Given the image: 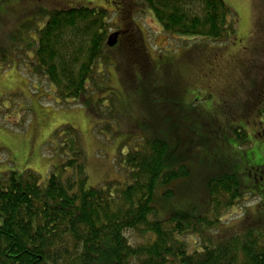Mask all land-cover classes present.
<instances>
[{
  "label": "trees",
  "instance_id": "trees-1",
  "mask_svg": "<svg viewBox=\"0 0 264 264\" xmlns=\"http://www.w3.org/2000/svg\"><path fill=\"white\" fill-rule=\"evenodd\" d=\"M141 1L162 33L178 38L186 47L198 41V46L206 44L202 40L222 47L237 37L240 18L224 0ZM40 14L46 20L42 27L34 20L24 25L35 32L27 42L34 61L29 71L46 80L59 101L82 103L88 109L94 106L92 85L95 91H112L104 98L110 96L116 102L102 98L97 102L105 107L109 101L124 125L132 127L121 113L123 100L102 84L111 68L124 62V69L133 72L136 90L127 84L128 90L121 88L143 107L144 118L135 121V126L141 129L140 135L153 134H145L141 145L136 139H123L130 142L124 143L129 150L120 153L116 162L123 181L89 187L79 129L68 124L57 127L48 152H54L60 164L47 167L46 183L29 169L0 176V264H264V166H251L249 150L255 153L257 145L241 120L228 128L229 135L220 134L221 139L212 144L221 124L216 118L203 121L209 124L207 134H200L199 123L182 110L177 84L166 75L152 78L146 73L151 63L143 49L131 42L117 60L109 56L110 14L106 8L69 7ZM117 45L122 46L119 40ZM249 86L253 94L258 83L251 79ZM257 103L260 115L264 102ZM200 111L191 109L190 114L199 118ZM103 119L101 115L96 126L109 129L110 123ZM261 128L259 136L264 140ZM205 138L207 146L202 142ZM211 144H226L231 152L212 149ZM190 146L205 152L201 172H206L204 177L208 174L207 198L202 205H183L182 193L174 188L184 180L191 183ZM240 154L245 158L240 159ZM226 156L241 164L232 169ZM250 168L254 182L247 180ZM259 177L261 182L255 184ZM249 197H258L260 204L244 211L237 225L223 226L226 216Z\"/></svg>",
  "mask_w": 264,
  "mask_h": 264
},
{
  "label": "rangeland",
  "instance_id": "rangeland-1",
  "mask_svg": "<svg viewBox=\"0 0 264 264\" xmlns=\"http://www.w3.org/2000/svg\"><path fill=\"white\" fill-rule=\"evenodd\" d=\"M224 1L240 18L236 39L222 47L206 40H202L206 44H200L201 46H198V41L186 47L187 44L178 38L162 33V27L141 0H0V176L10 172L22 173L29 169L38 173L43 183H46L49 172L47 167L60 164L57 155L48 152V145L52 144L48 142L52 140V133L57 127L68 124L80 131L85 147L88 186L102 185L109 180L121 182L123 171L116 165L118 155L128 152L127 145L131 139H136L137 144L141 145L145 134H153L151 131L140 135L141 129L139 128V131L136 127L138 125L135 126V121L139 122L144 118L143 107L133 95H125L124 90H128L125 84L132 90L136 88L133 87V72L127 67L124 69V62L118 63L116 68L112 67L107 82L102 84L113 88L114 94L123 100L120 105L121 113L132 127L124 125L115 112L116 106L110 104L109 101L116 102L115 98H104L108 93H113L112 91H95L92 85L90 95L94 106L88 109L82 103L59 101L52 94L48 82L29 71L30 63L34 61L31 51L27 49V42L35 36V32L31 33L29 28L24 27L33 20L39 22L42 27L46 20L41 12L69 7L106 8L110 14L109 35L120 32L121 37L119 36L118 40L122 44L117 48L111 47L109 56L117 60L121 49L129 47L131 42L143 49L151 63L146 66V73L152 78L166 75L177 84V98L182 110L199 123L200 134H207L206 126L209 124H203V121L205 123L216 118V122L221 124L217 135L211 139L212 144L215 139H221L220 134L229 135L228 130H231L236 122L237 125L240 124L241 120L249 129L254 144L257 145L256 150L264 153V140L259 136L261 127H264L260 123H264V112L259 115L256 110L259 105L257 102H264V0ZM145 11L149 13L145 14ZM251 79L258 83L252 90L253 94L249 86ZM97 82L101 83L100 80ZM101 98L104 101L109 99L105 102L107 106L102 107L101 101L97 102ZM191 109L201 110L199 118L194 112L195 117H192ZM97 112L103 115V123H110L109 129L105 125L100 128L96 126L101 122V115ZM153 113L156 115L157 111ZM166 114L165 110V117ZM188 122L185 118V124L188 125ZM124 138L130 142H124ZM206 138L202 142L207 146ZM212 144V149L221 147L225 148V153L231 152L226 144L218 147ZM187 151L188 163L193 166L191 183L186 184L184 180L176 183L174 188L182 193L179 194L182 195L183 205L187 206L190 202L202 205L207 198L205 189L208 174L204 177L206 172H201L205 152L191 146ZM237 151L243 152L240 149ZM249 154H252L249 158L251 166H264V157H257L252 148ZM175 156L177 154L172 155L171 159ZM239 156L240 159L245 158V155ZM47 159L50 163H47ZM225 159L232 161V169L241 164L239 159L234 160L227 156ZM182 160L185 159L182 157ZM251 168L247 180L252 179L254 182ZM260 182L259 177L255 184ZM259 202L258 197L240 201L235 210L226 216L228 220L223 226H231L233 223L237 225L244 216L243 212L252 209L256 204H260ZM179 204L182 205L181 202Z\"/></svg>",
  "mask_w": 264,
  "mask_h": 264
},
{
  "label": "water",
  "instance_id": "water-1",
  "mask_svg": "<svg viewBox=\"0 0 264 264\" xmlns=\"http://www.w3.org/2000/svg\"><path fill=\"white\" fill-rule=\"evenodd\" d=\"M120 36L119 32L113 33L109 36L108 40H107V44L109 47H114L117 42H118V38Z\"/></svg>",
  "mask_w": 264,
  "mask_h": 264
},
{
  "label": "flooded vegetation",
  "instance_id": "flooded-vegetation-1",
  "mask_svg": "<svg viewBox=\"0 0 264 264\" xmlns=\"http://www.w3.org/2000/svg\"><path fill=\"white\" fill-rule=\"evenodd\" d=\"M262 126H264L263 124H262ZM255 153H257V157H259L260 155H261V157L263 158L264 157V153L262 152V151H256ZM254 153V154H255ZM262 153H263V155H262ZM264 163V162H263ZM262 163V164H263Z\"/></svg>",
  "mask_w": 264,
  "mask_h": 264
}]
</instances>
